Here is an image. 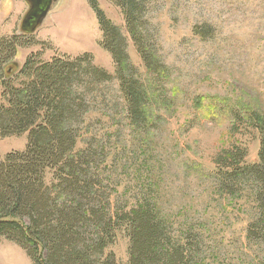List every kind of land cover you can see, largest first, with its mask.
Masks as SVG:
<instances>
[{
	"label": "rangeland",
	"instance_id": "374dc122",
	"mask_svg": "<svg viewBox=\"0 0 264 264\" xmlns=\"http://www.w3.org/2000/svg\"><path fill=\"white\" fill-rule=\"evenodd\" d=\"M95 2L105 20L124 32L132 76L154 105L155 98L159 101L152 111L155 124L147 134L161 162L164 207L171 215L199 223L209 250L216 254L212 264H260L264 247L258 251L248 239L258 212L251 187L233 201L217 192L215 181L224 168L217 158L233 144L246 152L241 167L258 163L262 137L250 115L264 114V0H146L136 29L145 41L148 38L157 71L149 69L137 51L123 8L111 0ZM27 11L26 0H0V41L16 40L12 58L19 67L29 59L37 67L92 57L91 65L84 62L75 69L79 75L74 82L84 103L76 151H88L93 142L107 145L106 156L100 158L104 157L100 179L112 170L111 187L117 183L111 188L113 196L133 202L142 185L132 176L136 163L123 161V171L118 162L121 155L132 160L136 139L126 121L118 70L102 46L96 12L88 0H55L37 31L25 34L20 27ZM195 29L206 30L207 36L195 35ZM93 66L105 70L111 80L91 77ZM23 76L21 72L15 78H22V83ZM4 81L0 70V98ZM27 147L28 133L0 135V163ZM107 165L111 169L106 170ZM110 253L117 264H127L129 239L121 234L109 245ZM0 264L35 263L16 242L0 236Z\"/></svg>",
	"mask_w": 264,
	"mask_h": 264
},
{
	"label": "trees",
	"instance_id": "16d2710c",
	"mask_svg": "<svg viewBox=\"0 0 264 264\" xmlns=\"http://www.w3.org/2000/svg\"><path fill=\"white\" fill-rule=\"evenodd\" d=\"M88 1L101 26L102 46L118 70L126 121L136 139L132 160L121 155L118 163L123 171V161L136 163L132 176L142 188L133 202L123 203L113 196L112 170L111 175L103 172L106 179H100L104 157L100 158L106 156L107 145L93 142L88 151H76L84 103L74 82L79 75L75 69L84 62L91 65L92 57L37 67L29 59L19 67L12 58L17 53L16 40H1L0 70L6 88L0 98V135L28 133V147L0 163V236L21 246L35 264H117L115 255L107 250L121 234L129 239L127 264H212L216 254L209 250L208 237L198 228L199 223L171 215L164 207L161 162L147 134L155 124L152 111L159 101L155 98L154 105L132 76L124 53V32L105 20L95 0ZM111 1L123 8L128 33L143 62L157 71L148 38L145 41L136 29L146 0ZM204 32L195 29L197 36L206 37ZM21 72L22 83V78H15ZM90 76L98 82L111 80L110 74L95 66ZM250 120L262 137L258 163L241 167L246 152L233 144L217 158L224 168L217 171L215 187L233 201L251 187L250 197L258 212L248 239L258 250L264 247V114L252 111ZM109 168L107 165L106 170ZM112 185L117 187V183ZM262 256L260 264H264V252Z\"/></svg>",
	"mask_w": 264,
	"mask_h": 264
},
{
	"label": "water",
	"instance_id": "95a60500",
	"mask_svg": "<svg viewBox=\"0 0 264 264\" xmlns=\"http://www.w3.org/2000/svg\"><path fill=\"white\" fill-rule=\"evenodd\" d=\"M31 6L21 23V31L25 34H33L46 19L53 0H26ZM32 3V4H31Z\"/></svg>",
	"mask_w": 264,
	"mask_h": 264
},
{
	"label": "flooded vegetation",
	"instance_id": "af4514ba",
	"mask_svg": "<svg viewBox=\"0 0 264 264\" xmlns=\"http://www.w3.org/2000/svg\"><path fill=\"white\" fill-rule=\"evenodd\" d=\"M55 2V0H53V3ZM27 3V2H26ZM32 4V3H31ZM27 6H28V11L26 12V14L29 12V9H31V6H33V4L32 5H30L29 3H27ZM25 16V15H24ZM24 19V18H23ZM23 19H22V21H23Z\"/></svg>",
	"mask_w": 264,
	"mask_h": 264
}]
</instances>
